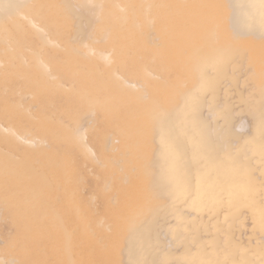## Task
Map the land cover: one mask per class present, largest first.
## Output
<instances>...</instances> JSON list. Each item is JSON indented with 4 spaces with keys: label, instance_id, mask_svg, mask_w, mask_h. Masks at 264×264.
Listing matches in <instances>:
<instances>
[{
    "label": "rangeland",
    "instance_id": "obj_1",
    "mask_svg": "<svg viewBox=\"0 0 264 264\" xmlns=\"http://www.w3.org/2000/svg\"><path fill=\"white\" fill-rule=\"evenodd\" d=\"M111 1L113 7L108 0H0V19L9 24V30L0 33V60L5 57L4 52L14 57L0 65V175L4 174L0 176V185L16 184L18 189L25 190L15 194L22 204L18 209L21 208L25 215L23 222L15 220L19 215H12L10 205L0 196V264H52L58 258L62 239L56 238L55 232H50L47 239L42 238L37 227L49 226L48 214L60 212L66 220L65 227L73 225V221H69L72 204L79 205L82 215L74 227L72 244L75 250H84L86 264H207L205 256L211 252L215 257L212 264H238L237 261L239 264H264V254L253 252L256 245L264 244V234L254 230L255 218L249 209L254 204L249 202V197L244 193L236 195L240 209L231 216L224 213L221 205L215 210L210 209L214 202L220 204L226 197L225 190L233 181L221 174L213 175L210 182L215 179L218 186L204 195L206 203L201 206L196 205L198 199L194 192L192 200L179 195L180 191L175 188L179 194L170 196V188L175 187L173 180L181 177L182 184L195 180L194 171L200 162H211L214 168L215 159L227 160L228 149L236 148L240 140L231 138L230 127L242 122L239 132L250 135L264 113L257 111L264 104V61L259 62L261 54L254 49L256 41L264 46V0H213L215 8L208 18L202 19L210 26V39H216L219 31H226L232 40L249 39L248 50L235 48L230 52L235 46L232 43L220 48L217 56L213 55L219 47L216 42L205 43L200 25L186 27L190 48L196 49L198 43L201 44L196 50L197 59L208 64L201 77L183 65L189 55L185 52L181 58L177 55L186 35L185 20L187 22V17L192 15V10L206 6L210 0H172L167 3L157 0L169 13L181 10V19L177 21L179 30L172 27L162 42L157 39L164 19L149 21L151 15L145 12L144 0L136 9L131 0ZM237 4L246 6L247 22L234 15L233 6ZM9 5L13 7H6ZM108 8H115L129 18L128 24L114 29L115 35L128 29L123 50L128 56L127 65L120 59L111 62V48L100 51L98 56L93 54L104 45L103 36L97 35V31L107 21L101 19V15ZM58 14H62V18ZM24 16L28 19L32 16L36 24L43 23L47 28L38 32ZM166 45L174 47L173 54L160 60L136 56L130 51L143 47L141 53L164 54ZM38 54L47 60L36 62ZM215 59L221 64H213ZM123 64L131 70L127 76L130 84L124 94L123 88L119 89L115 84L117 89L106 92L107 97L102 94L97 103H87L78 96L80 85L84 83L86 88L103 93L101 81L106 77L115 78L121 71L110 74V70L121 68ZM19 71L23 72L26 81L18 78ZM179 72L181 75L177 74ZM45 79L50 85L44 90H26L28 85L43 83ZM198 83L201 85L196 87ZM113 93L125 96L134 93V106L143 104L147 97L164 103L165 115L153 108L148 110L155 122L143 143L149 148L150 141H155V153H145L139 160V151L124 150L126 153L120 154L119 150L123 149L116 131L135 134L141 131L122 121L119 108L112 114V121L106 122L105 105L108 98L113 99ZM40 99L48 105L42 111ZM74 103L78 104L77 108ZM145 112L139 113L136 128L148 123ZM173 118L184 121V133L194 131L199 135L188 150L189 162L173 158L175 153L168 158L164 155L168 146L165 135L175 134L167 126ZM40 121L61 126L54 133L58 137L53 138L51 134L39 138L33 124ZM163 125L169 131L160 133L159 127ZM248 125L249 133L246 132ZM10 128V137L3 139ZM82 133L84 136L80 135ZM208 136L213 140L211 144L204 142ZM56 138L59 139L58 146L55 145ZM97 139L99 145H93ZM11 142L13 151L8 155L6 151ZM211 151L215 152L214 156L206 158ZM40 153L46 154L47 159H37ZM104 154L111 159H105ZM51 155L57 156L56 160L51 162ZM171 158L173 161L164 167V161ZM240 159L245 160L249 172L260 179V162L264 161L259 162L256 155L246 149ZM138 162H143L142 167ZM185 169H192L191 173L180 176ZM64 174L70 183L63 182ZM46 185L49 188L57 186V191L43 193ZM133 187L139 190L135 196L130 195ZM215 190L217 197H212ZM72 193L76 198L71 199ZM58 194L62 197L56 202ZM263 197L258 190L254 194L258 201ZM151 201L155 203L142 222L136 224L135 213ZM18 226L20 232L16 230ZM41 231L46 230L41 228ZM149 231L153 232L151 236ZM57 247L58 252L54 249ZM229 248L236 249L233 255ZM13 249L16 254L12 253Z\"/></svg>",
    "mask_w": 264,
    "mask_h": 264
},
{
    "label": "bare ground",
    "instance_id": "obj_2",
    "mask_svg": "<svg viewBox=\"0 0 264 264\" xmlns=\"http://www.w3.org/2000/svg\"><path fill=\"white\" fill-rule=\"evenodd\" d=\"M163 1H164V3H167V2L172 1V0H163ZM108 2L111 4V7L114 6V3L112 1L110 2V0H108ZM122 2H125V0H122ZM130 2H131V5L134 9H136L137 7L139 8L141 6V4H140L141 0H138L137 2L135 0H131ZM142 3H145V12H147L149 15H151V17H149V19H148L149 21H154V20L158 21V19H164L165 24L163 23L164 26L162 27L161 30L159 29L160 33H158L159 34L158 39H157L158 42L163 41L164 37L169 33V30H171L172 27L173 28L176 27L175 30H179L177 21L179 19H181V13H180L181 10L176 11V13H169V12H167V10L161 8L160 2H157V0H144ZM177 3L181 4L179 2H177ZM214 8H215V4L213 3V0H210L206 3V6L192 10V15H189L187 17V22L185 20V23H187V24H185V26H184V31L186 32V35H184V42L181 44V47L178 49V50H180V52L178 53L177 57L181 58L182 56H184L183 55L184 52H185L186 56H188V55L190 56L187 63H183V65H185L187 69L192 68L193 73H195L196 76H198V77L203 76V73H204L203 70L206 67V65H208V64L203 63L201 61V58H199L200 60L197 59L198 51H196V50H198V47L201 44L200 45H199V43H198V45L196 44L197 45L196 49H195V47L190 48V46H189V42H188L189 36L187 35V31H186V27L189 24L195 26L196 23H198L197 25H200V28L203 29V37L202 38H204L206 40L205 41L206 44H209L210 42H216L217 43V46L219 48H216V51H213V53H215L213 55L217 56V54H220L219 53L220 48L229 47L230 45H232V43H234L235 46H232L230 52H233V50L235 48H237V49L239 48L242 50H245V49L248 50L249 49V44H250L249 39L242 38L239 40H232L231 37L229 36L228 32H226V31L225 32H222V30L219 31L220 35H218V37L216 39H210L209 38V30H210L209 27L210 26L208 27L207 23L203 22L202 19L205 17L208 18V15L211 13V11ZM122 10L127 11V9H125V8ZM160 11H164V12L162 13ZM24 17L27 18L26 21L29 22V24H31V25L34 24V27H36L38 29V32H42L47 28L46 27L47 25L45 26V24H43V23L36 24V22L32 19V16L29 19L26 16H24ZM58 17L62 18V14L61 15L58 14ZM146 18H148V17H146ZM101 19H107V21L104 23V25H102L101 28H99L97 31V35L101 34V36H103V40H104L103 44L104 45H102L103 47L99 51H97V49H95L93 51L94 56H98V54L101 53L100 51H104L107 48H111L113 51V56H110V58L112 59L111 62H115L116 60L120 59V60H123V63H125V65H127L128 60L126 59V57H128V56H126L123 53L124 52L123 50L125 49L124 40H125L126 35L128 33V29L126 30L127 32L121 31L117 35L114 34V29H117V27H119L122 24H128V22H129L128 16H125L119 10H116L115 8H113V9L108 8L102 12ZM263 23H264V21H263ZM211 29H214V28H211ZM8 30H9V24L5 21V19H0V33L5 34ZM141 30L143 32V29H141ZM147 30H148V28H147ZM51 33L53 34L54 31ZM105 35H107V36H105ZM256 42H254V44L256 45L254 49H256V51H258L261 54V59H259V62L262 63L264 61V46H260ZM142 48L143 47H141V49H138V50L132 49L130 51H133V54H135L136 56H138V55L142 56V57L151 56L152 58L154 57L155 59L160 60L161 57H165V56H169L170 54H173L172 51L174 50V47H172V46L167 47V45H166L165 50H164L165 51L164 54H163V52L156 54V52L155 53L154 52L148 53L146 51H143L141 53ZM144 48L146 49L147 45ZM3 54H5V57L3 56V58L0 60V65L5 64L7 62H10L11 60L14 59V57L12 55H9V56L6 55V52H4ZM132 57H133V55H132ZM44 59H46L45 56L38 54L35 61L36 62H39V61L42 62V60H44ZM125 60H127V61H125ZM213 64L220 65L221 61L218 59H215V62H213ZM125 65L123 64V66H121V68H117L115 70H110V72H109L110 74L113 72L115 73V72L121 71L120 73H118L116 75L115 78L105 76L106 78L103 79V81H101L102 87L104 88L103 93H96L95 91H93L89 88H86L85 87L86 84L84 83V84L80 85L81 90L78 91V96H80V98H83L84 101H86L87 103H89V102L95 103L94 101H96V103H97V100H99V97L102 94L104 97H107L106 92H108L110 90L112 91V88H115V84H116V87H118L119 89L123 88V94H124V92L127 90L128 86L130 84L127 76H129V73L131 72L130 69L125 68ZM141 67H143V66H141ZM183 72L184 71H181V73H183ZM106 74H107V72H106ZM177 74L181 75L180 72ZM17 75H18V78H24L26 81V78L24 77L23 72L19 71L17 73ZM48 85H50V81L45 79L43 83H37L34 85L32 84V86L28 85L26 87V90H28L30 92H38V91L44 90ZM200 85H201V83H198V85H196V87H199ZM115 89H117V88H115ZM123 94L122 95L114 94L115 96H113V99H111V98L107 99L105 106L107 107L106 110L108 112V116H107L108 120H106V122L112 121V114L114 113V111L116 109L119 108V109H121L120 115H122V118H121L122 121L127 122L131 128H134V129L141 131L138 134L129 133L125 130H117L116 131V133L118 134L119 143L122 144L121 148L123 149V151L119 150V151H121L120 154L126 153V151H124V150L139 151L140 152L138 154V160H139V158L141 159V157L145 153H150V154L155 153V144H156L155 141H150L151 146L149 148H147V144L145 145L143 143L144 138L147 137V131L152 127L151 124H153L155 122L154 119L152 118V114L148 110L153 108L154 111L163 112L164 115L167 113V111L165 110L164 103L160 102L159 100H157L155 98L147 97V99H145L143 101V104H139V105L134 106V100H133L134 97H132L134 93L127 95V96H125ZM39 105H40L41 111L45 110L48 107V105L46 104V101L44 99L39 100ZM71 105H72V103H70L69 107H71ZM65 106H66V104H65ZM74 106H75V108H77L78 104L74 103ZM144 110L146 111L145 112L146 114L144 116H146L148 123L145 124L143 127H138L139 128L138 129L134 125H135V123H137L139 121V119H138L139 113L140 112L142 113ZM257 111L260 113L264 112V104L261 105V107H259L257 109ZM242 116L245 117V115H242ZM246 124H247V120H246ZM248 124H249V121H248ZM33 125H34L33 126L34 129L36 131H38V137L39 138H43L44 136H46V135L49 136L51 134H53L52 135L53 138L56 136L58 137V134L56 135L54 133L56 131H58L59 128H61V126L47 125L45 122H42V121L35 122V124H33ZM167 126H169L170 131L173 130V132L175 134H173L172 136L165 135L164 141H168L167 142L168 146L165 150L166 152L164 153L165 157L168 158V157H170L171 154L175 153L173 158L177 157L176 159L178 161L183 162V161H188L189 159L191 160V157L187 156V153H188V150L190 149V147L193 145L195 139H197V136H199V135L198 134L196 135L194 133V131H191V132L185 131V133H184V129L182 128L184 126V121L179 119V118L171 119ZM241 126H242V122L238 123V125H236L235 127L234 126L230 127V129H229L230 130L229 134L232 136L231 138H239L240 140L237 141L236 148H229L228 149V151L226 153V158H227L226 161L222 160L220 162V160L215 159L214 168H212L211 162H209V163L207 161L200 162L199 168L196 171H194L195 175H196L195 180L192 179L187 184L181 183V180H179V179H181V177L173 180L175 187L170 188V192H171L170 196L176 197V194L178 192L177 193L175 192V190H174V188H175V189H178L180 191V194L178 193L179 195L184 196L188 200H192V199H194V196H193V192H194L197 196V199H198L196 205L201 206L204 204V202L206 200V199L204 200V198H205L204 195L209 194L208 193L209 190H213V189H215V187L218 186L217 183L215 182V179H214V181L210 182V178L214 177L215 174H221V175L225 176L226 178L225 177H223V178L227 179L228 181H233V184L235 186H233V184L228 185L226 190H225L226 197L221 200L222 203L220 202V204H219L216 201V202H214L213 206L210 207V209L215 210L217 207H219L221 205L222 208H224V210H223L224 213L228 216H231V215L235 214L236 212H238V210L240 209L236 195L239 196L240 193H244L247 197H249V202L254 204L253 207L249 208L251 210L250 211L251 215H253V217L255 218L254 219V221H255L254 222V230L256 232H259L260 234L261 233L264 234V197H263V199H261L259 201L254 198V194L257 192V190L262 195H264V163L260 162V161H264V138H263V136H264V113H262L260 115V117L258 118V120L256 121V124L253 127L252 131L250 132V135H245L242 132H239V129L241 128ZM243 128H245V127H243ZM249 129H251L250 126L248 128V131L246 130V128L244 130H246V132L249 133V131H250ZM244 130H243V132H244ZM82 131H83V129H82ZM159 131H160V133H162V132L164 133L165 131H169V129L163 125V127L162 126L159 127ZM103 132H101V133H103ZM11 133H12V128L8 129L6 132V135L2 138L6 139V138L10 137ZM80 135L84 136L83 133ZM54 140L56 143L55 145L58 146L59 145V139L56 138ZM96 141L97 142H95V140H94L95 143H93V145H99V140L97 139ZM204 142L211 144L213 142V140L210 136H208L205 138ZM8 146L9 147L6 151V154L9 155V153H11L13 151L12 142L10 144H8ZM17 148H19V147H17ZM245 149L247 151H250V153L256 155L258 161L261 163V167H260V171H259L260 172V174H259L260 179L255 178L249 172L250 169L247 167L246 161L245 160L243 161L242 159H240V155H241L242 151H244ZM232 150H234V151H232ZM79 151L82 152V149L79 148ZM214 153L215 152L211 151L210 153L207 154L206 158L213 157ZM194 154H196L195 150H194ZM45 157H46V154L44 155V153H40L37 155V159H39V160L40 159H47ZM50 157L49 158L51 159V162L53 160H56V158H57V156H53V155H51ZM103 157L105 159H111L110 158L111 156H109L107 154H104ZM173 158L166 159L164 161L163 166L167 167L173 161ZM48 164L50 165V163H48ZM60 165H62L61 162H60ZM138 165H140V167H142L143 162H138ZM44 166H45V164H44ZM66 168H67V166H66ZM217 168H218V170H217ZM51 169L52 168H50L49 171ZM62 169H64V168L62 167ZM191 170L192 169L182 170L181 172L183 174L181 173L180 176L191 173ZM146 171L147 170L145 168L144 172H146ZM51 172H52V170H51ZM48 174H49V172H48ZM3 175H0V176L3 177ZM55 175H53V176H55ZM218 176H217V178H218ZM219 177H221V176H219ZM61 179L63 180L64 183H70L68 181L69 178L67 176H65V174L62 175ZM59 180H60V178H59ZM259 180H261V184L259 183ZM219 181H220V179H219ZM219 181H218V183H219ZM60 182L62 183L61 180H60ZM56 183H59V182H56ZM33 184H36V182ZM5 185H0V196L2 197V199L5 202H7V204L10 205L9 206L10 207V213L12 215H19L15 218V220H19L18 222H21V221L23 222L25 215H24V213H22L21 208L18 209V207H22L21 206L22 204L15 197V194L16 195H18L17 193L21 194L25 190L18 189L15 186L16 184H13L10 186H5ZM27 186L30 187L29 184ZM53 187H55V185ZM234 187H236V190ZM30 188H32V187H30ZM54 189H56V191H57V186H56V188H51V187L49 188L46 185L44 187L43 193L46 192V193L50 194L51 191L53 193H55ZM137 191H139V190H137L136 187H133L130 190V195L132 194V196H135L137 194ZM61 192H63V191H61ZM211 195H212V197H217L216 196V190ZM71 196H72L71 199L76 198L73 193ZM37 197H38V194H37ZM43 197H44V194H43ZM61 197H62L61 194H58L56 197V202L58 200H60ZM212 197H211V200H212ZM40 199H41V197H40ZM136 203H139V201ZM154 203H155V201H151L150 203H148L146 205L145 208L138 209V211L135 213V216H134L136 224H140V222H142L144 217L147 215L149 209L151 208V205H153ZM43 213H45V212H43ZM60 213L48 214V221H50V225L49 226L46 225L43 227H37L38 230L40 229V233L42 234V238L47 239L50 232L51 233L55 232L56 238H58L57 236H60L62 239V245L59 247L60 253H58V258H55V261L52 264H62L64 262H66L68 264H86L87 263L86 258L83 254V253H85V252H83L84 250H80V249L75 250L74 245L72 244L73 243L72 237H73V233H74V227L82 216L81 215V209H80L79 205L78 204H75V205L72 204V207L69 209V219H70L69 221L72 220L73 225H68L67 227H65L66 220L64 219V215H62ZM114 216L115 217L118 216L117 212L114 213ZM41 228L45 229L46 231H41ZM20 229H21V227L18 226L16 228L17 232H20ZM63 231L65 232V236H64ZM152 231H149L150 236H151V234H153ZM91 232H92V230H91ZM112 239H113V234H112ZM109 248L111 249L112 245H110ZM54 249H56V251L58 252V247L54 248ZM235 250L236 249L229 248L230 255H233ZM11 251L13 254H16V252H17L16 249H13ZM253 252L264 254V244L256 245L253 249ZM56 256H57V254H56ZM205 258H206L205 263H207V264L214 263L215 257H213L212 252L209 253L208 256H205ZM46 260H48V258H46ZM237 262L239 264V261H237ZM248 262L251 263L252 260L249 259Z\"/></svg>",
    "mask_w": 264,
    "mask_h": 264
},
{
    "label": "snow or ice",
    "instance_id": "obj_3",
    "mask_svg": "<svg viewBox=\"0 0 264 264\" xmlns=\"http://www.w3.org/2000/svg\"><path fill=\"white\" fill-rule=\"evenodd\" d=\"M6 7H13L11 5L6 6ZM233 11H234V15L239 19L242 20L244 22H247L249 19L248 13L246 11V6L243 4H237L233 6Z\"/></svg>",
    "mask_w": 264,
    "mask_h": 264
}]
</instances>
